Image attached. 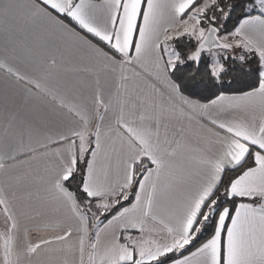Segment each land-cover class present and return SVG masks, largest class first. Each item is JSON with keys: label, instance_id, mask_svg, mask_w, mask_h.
Here are the masks:
<instances>
[{"label": "snow or ice", "instance_id": "obj_1", "mask_svg": "<svg viewBox=\"0 0 264 264\" xmlns=\"http://www.w3.org/2000/svg\"><path fill=\"white\" fill-rule=\"evenodd\" d=\"M0 264H264V0H0Z\"/></svg>", "mask_w": 264, "mask_h": 264}]
</instances>
